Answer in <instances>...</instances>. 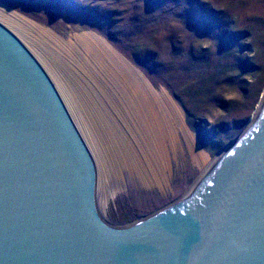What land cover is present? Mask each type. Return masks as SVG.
<instances>
[{"label": "water", "instance_id": "95a60500", "mask_svg": "<svg viewBox=\"0 0 264 264\" xmlns=\"http://www.w3.org/2000/svg\"><path fill=\"white\" fill-rule=\"evenodd\" d=\"M251 121L182 198L109 228L56 90L0 26V264H264V101Z\"/></svg>", "mask_w": 264, "mask_h": 264}, {"label": "rangeland", "instance_id": "374dc122", "mask_svg": "<svg viewBox=\"0 0 264 264\" xmlns=\"http://www.w3.org/2000/svg\"><path fill=\"white\" fill-rule=\"evenodd\" d=\"M0 6L61 41L81 33L103 39L153 89L168 94L210 162L244 133L264 101V0H0ZM61 71L74 94L83 87L69 80L65 66ZM60 100L92 160L95 210L107 227L149 218L182 198L202 174L186 163L165 190L143 187L127 173L104 178L78 119ZM91 102L98 117V109H107L98 95Z\"/></svg>", "mask_w": 264, "mask_h": 264}, {"label": "bare ground", "instance_id": "6f19581e", "mask_svg": "<svg viewBox=\"0 0 264 264\" xmlns=\"http://www.w3.org/2000/svg\"><path fill=\"white\" fill-rule=\"evenodd\" d=\"M0 26L44 67L58 96L78 119L76 126L104 178L127 173L143 187L165 190L169 176L186 163L202 172L209 165L210 159L183 122L181 109L164 90L153 89L103 39L81 33L61 41L2 6ZM61 66L71 75L69 80L84 83L75 94L66 86ZM96 95L107 107L98 109L99 117L91 108Z\"/></svg>", "mask_w": 264, "mask_h": 264}, {"label": "trees", "instance_id": "16d2710c", "mask_svg": "<svg viewBox=\"0 0 264 264\" xmlns=\"http://www.w3.org/2000/svg\"><path fill=\"white\" fill-rule=\"evenodd\" d=\"M91 18H96L97 21L100 19V17H96L94 15Z\"/></svg>", "mask_w": 264, "mask_h": 264}]
</instances>
